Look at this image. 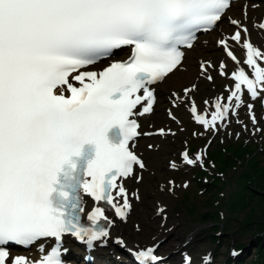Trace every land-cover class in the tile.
<instances>
[{"label": "snow or ice", "instance_id": "snow-or-ice-1", "mask_svg": "<svg viewBox=\"0 0 264 264\" xmlns=\"http://www.w3.org/2000/svg\"><path fill=\"white\" fill-rule=\"evenodd\" d=\"M231 4L0 0V264H66V236L89 248L109 238L113 221L101 202L127 219L132 205L124 181L133 176L139 181L137 173L146 167L134 148L138 136L150 135L139 131L138 117L153 111L152 86L178 69L181 47L191 48L198 31L218 26ZM230 23L237 28L230 40L247 50L243 63L253 71L249 75L240 68L232 74L234 90L226 104L217 100L210 120L192 104L195 122L205 129H215L239 108L245 92L252 99L264 95V51L247 39L249 30L240 21ZM259 27L264 29V22ZM220 43L239 64L229 41ZM125 47L131 48L130 57L115 61V52ZM106 59L113 62L99 72L84 70ZM207 67L202 64L201 70ZM220 68L227 76L223 62ZM191 91L186 89L185 96ZM252 120L256 123L254 115ZM85 145L94 146L93 158ZM182 156L187 165L202 159ZM83 195L95 202L87 215L91 226L82 223ZM46 240L55 246L39 260L11 255L9 245L30 248L37 242L44 252ZM117 243L126 246L123 240ZM136 259L162 264L155 247L139 251Z\"/></svg>", "mask_w": 264, "mask_h": 264}, {"label": "rangeland", "instance_id": "rangeland-1", "mask_svg": "<svg viewBox=\"0 0 264 264\" xmlns=\"http://www.w3.org/2000/svg\"><path fill=\"white\" fill-rule=\"evenodd\" d=\"M222 84H223V80H222ZM209 86L208 83L203 84L202 86H199L200 89L198 90L197 93V97L201 98L205 93H208V97H211L213 95V93L210 91H206L205 88ZM248 99V98H247ZM251 100V99H249ZM167 103H165L166 106ZM249 103L248 102H244V104L242 105L241 110H243V108L245 106H247ZM164 106V107H165ZM181 113H183V110L180 108L179 110L176 111V114L180 117ZM239 118L241 116H238ZM168 120L164 115V110L161 113L160 116V123H167ZM235 125L238 126L240 123L237 122V120H235ZM171 127L174 129H177L175 124H171ZM193 128H198L195 125L192 127L190 126L188 128V130L184 133V134H180L178 132L177 136H175L173 139L168 138V140H162V139H152L150 141H145V144L142 145V147H146L147 144H153L155 145L158 149L154 150L155 154L157 155L156 158H151L150 159V167L152 169H154L157 172V175L159 176V179H153L152 181V185H155V183L157 181H159L161 179V174L159 172H166L169 173L170 171H168L167 167H168V160H175L178 161V157H177V153L179 150H181L185 145V141L187 143H189L191 141V129ZM198 130L202 131L201 128H198ZM179 131V130H178ZM235 133H239V130H237ZM241 135V133H240ZM209 133H205V138H208ZM182 139V140H181ZM242 140H246L247 138H241ZM248 139L250 140H246V142H251V145H257L259 147V145H261V147H264V139L260 140L257 139L256 141H254L252 139L251 136L248 135ZM227 141H233V138H226ZM235 141V140H234ZM204 142V139L199 140L198 145H202ZM218 145V139H216L215 141H213L211 143V145L209 146V151L213 150L214 148H216ZM154 146V147H155ZM164 148H166V151L164 150ZM260 152H258L259 154L254 158V159H250L248 160V171H245L244 169H241V172H243L242 175V180L247 184V182H250L252 180H256V184H254V187L257 186L260 190V192L258 194H253L252 197L248 198V200H244L243 201H238L235 197V199L238 201L237 205V210L238 212L235 214V216L233 217V219L237 220V229H241L242 226H245V223L247 222H256L259 223L261 221H264V149H259ZM211 160L213 161H218L221 159L220 156L217 155H212ZM188 167L192 168L194 167L193 165H187L182 164L180 166L179 169H187ZM158 169V171H157ZM231 175L230 172L225 173V175H223L222 178V183L226 184V187H224L223 192H222V200L223 202H225L227 205L230 202V196H233V192H231V188H233L234 184L232 182V178L229 179V176ZM192 180V178H190V181ZM230 181V184H227ZM150 182H148V185L150 186L151 184H149ZM147 185V187H148ZM150 186L148 188H146L144 190L145 195L146 193L149 191L151 192L152 190L157 193L158 195H160L161 197L164 195L163 192L160 191L159 186L155 185V186ZM225 192V193H224ZM212 196H210V194H206L205 192L203 193H199L198 191H194L192 189L190 195L193 199V202L195 203L194 205L187 207L186 205L181 207V209H178L177 211H172L169 210L170 212L173 213H177L173 216L178 215V221L180 222V220H189V217H181L180 215L185 211V210H190L191 212L195 213L194 216H192L191 221L192 222H196V218L197 216H201L202 214H206L208 215V222L211 220L212 217V213H213V209H208V205L211 203L212 201V197L215 196L214 191L212 192ZM249 191L247 192V196H248ZM197 198V199H196ZM152 200H155L152 199ZM170 201H172L170 199ZM174 202L172 201V204ZM217 202L214 204L216 206ZM151 208V207H150ZM154 208H151V214L154 213ZM216 210H218L219 212L222 211V213H225V209L223 208V206L218 207ZM211 222V221H210ZM229 220L224 221V219L221 222H218L217 224L219 225H223L225 227V230L228 232H223V237H221L219 239V242L221 244V242L224 240H228L230 241V237H233V239L235 240V244H237L238 242L240 243H248L249 240L251 239V235L254 233V231L256 230V226H258L257 224L255 225H249L247 228L249 229L245 235L243 236L242 239H239V235L235 233L234 230H232L229 227ZM196 224L198 225L199 223L196 222ZM215 224V225H217ZM213 225V224H212ZM262 230H264V226L261 227ZM185 228L182 226L181 228H178V231H184ZM218 232H214L211 229H205L204 231H201L200 233H198L197 237H196V242H197V249L196 250H200V249H204L205 247L210 248L211 250H213V254L215 255V258L217 260H220L221 257L223 256L224 258H226V253H227V246H213L212 243L209 241V238L213 235H217ZM229 235V236H228ZM232 240V239H231ZM254 241L252 242V245L250 247V251L248 254H252L254 252ZM121 252H124L126 254L125 251L121 250ZM127 255V254H126ZM248 260L250 259L249 257L247 258Z\"/></svg>", "mask_w": 264, "mask_h": 264}, {"label": "bare ground", "instance_id": "bare-ground-1", "mask_svg": "<svg viewBox=\"0 0 264 264\" xmlns=\"http://www.w3.org/2000/svg\"><path fill=\"white\" fill-rule=\"evenodd\" d=\"M251 34L250 37L248 38V40L254 45V47L260 49L261 51H264V29L259 28L257 30V32L255 30H251ZM243 55H247V50H242V52L240 53V57L238 58V60L240 61V63L238 64L237 62H234L232 64V68L235 72L239 71L240 68H244L247 74H251L252 73V69H249L247 67L246 64L243 63L242 61V56ZM262 66H264V62H261ZM227 66H230L229 64H226ZM224 80V83L226 85H229L230 87L234 85V81L230 80L229 78H227L226 76L222 77ZM191 95H193V93H191ZM217 102V101H216ZM215 102V103H216ZM221 102V101H220ZM222 103V102H221ZM202 112H204L206 115V119H211V115L212 113L215 112V110L210 109L209 107H203L200 110L201 114ZM222 122L218 121L217 125L221 124ZM142 152V156L144 157L145 153L143 151ZM148 154V153H147ZM143 179L144 181L148 182V181H152V178L147 176V175H143ZM154 179H159L158 175L154 176ZM125 187L130 191L133 192V189H136L138 186L135 182L134 179H132L131 181H128L125 183ZM127 190V191H128ZM128 191V193H129ZM139 196V195H137ZM149 197V195H148ZM132 198V197H131ZM161 197L157 198L156 201H160ZM141 202V204H140ZM133 204L138 206L140 204V210L139 209H134L133 211L135 212L136 217H140L142 219V224L144 226H147L148 231L151 230L152 228L155 227L156 225V218L153 217V215L151 216V212H150V206L152 205L151 200H148L147 196L145 197V192L144 191H140V196L139 199H136V196L134 197L133 200ZM161 205H168V202H163L161 203ZM134 214H132L133 216ZM174 227L176 228V234L174 233V231L169 232L167 234L162 233L161 238H165L166 241L169 240L171 241L170 244H178V239L176 238V235L178 232V228H180V223L178 221H175L173 223ZM212 229H214V227H212ZM118 231H122L123 233H125L126 235L124 236L125 240L127 243H129L132 239L138 240L140 241V239H138V235H135L136 233H134L133 231H125L124 229L118 228ZM201 229H197L194 234L197 236L198 233H200ZM239 233V232H238ZM241 236V235H240ZM264 240V235L260 234V233H255L251 239L249 240L248 243L242 244L240 245V251L241 253L239 255H237L236 257H229V258H223V256L221 257L220 260H217L215 258V255L213 254L212 250L207 251L206 249L203 251V253L201 254H197L195 252H193L188 259V256H183L180 257V255L177 253H171L168 249L165 248V246L163 245V243L160 245V247L162 248V253L164 255H167V259L165 261H162L164 263H168V264H185L186 263V258L187 261L190 262V264H249L255 257L256 254V250L260 248V246L262 245V242ZM193 241V243H195V240L192 238L189 241V244H191V242ZM210 242H215L216 238L214 236H211L209 238ZM227 241H222L221 244L222 246H227ZM254 241L255 247H254V252L250 255L248 254L250 251V247L252 245V242ZM220 242L217 243V247L221 246ZM179 245V244H178ZM188 245L186 247H188ZM235 243H233L232 246L229 245V247H234ZM116 251L123 255L124 257H127V255L124 252H121V250L119 248H116ZM250 258L249 260L247 258ZM183 259V263H180V260ZM178 262V263H177Z\"/></svg>", "mask_w": 264, "mask_h": 264}, {"label": "trees", "instance_id": "trees-1", "mask_svg": "<svg viewBox=\"0 0 264 264\" xmlns=\"http://www.w3.org/2000/svg\"><path fill=\"white\" fill-rule=\"evenodd\" d=\"M255 228H256V229H259L260 227L256 226Z\"/></svg>", "mask_w": 264, "mask_h": 264}]
</instances>
